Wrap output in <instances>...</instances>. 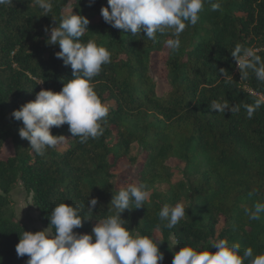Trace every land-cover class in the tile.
<instances>
[{"label": "trees", "instance_id": "16d2710c", "mask_svg": "<svg viewBox=\"0 0 264 264\" xmlns=\"http://www.w3.org/2000/svg\"><path fill=\"white\" fill-rule=\"evenodd\" d=\"M219 2L220 11L205 3L198 23L186 27L174 52L164 45L173 38L172 30L157 33L154 42L144 32L133 36L106 23L100 10L107 0L91 6L89 0H52L49 15L33 0L0 5V152L6 140L11 146L0 157V264H26L28 257L16 253L20 234L43 230L15 218L10 205L14 183L20 180L31 192L45 225L59 203H80L87 211L89 200L98 198L92 217L74 229L90 233L94 223L113 214L110 201L118 186L110 183L112 169L124 159L134 168L136 182L147 185L150 198L140 208L125 210L122 218L134 233L163 241L162 264H172L182 246L213 239L226 238L242 249L251 247L254 255L264 254V213L259 220L244 213L264 202V105L251 119L244 108L264 96V82L252 72L241 78L231 55L239 44L264 60V0ZM68 7L90 21L81 41L93 40L111 53V63L92 80L109 113L103 135L85 144L72 137L67 123L53 127V135L67 140L41 156L19 136L23 124L12 113L41 89L58 92L72 78L71 66L55 55L60 46L46 42ZM154 52L163 53L162 90L149 70ZM213 100L238 105L240 111L215 112L209 107ZM133 143L140 148L131 154ZM181 200L189 206L186 216L168 229L159 211ZM173 237L179 242L170 250Z\"/></svg>", "mask_w": 264, "mask_h": 264}, {"label": "clouds", "instance_id": "9594fccd", "mask_svg": "<svg viewBox=\"0 0 264 264\" xmlns=\"http://www.w3.org/2000/svg\"><path fill=\"white\" fill-rule=\"evenodd\" d=\"M94 2L89 0V6ZM33 3L43 15L52 11V0H33ZM205 3L211 5L212 11L222 10L219 0H107V6H102L100 11L103 20L122 33L130 32L136 36L144 32L154 42L157 33L163 36L172 30L173 38L166 39L164 45L174 52L180 48V36L186 27L198 23ZM11 4L12 0H0V5ZM89 22L86 16L72 8L62 16L58 26L51 27L46 42L60 46L55 55L66 66H71L72 78L64 82L58 92L41 89L34 100L12 113L13 118L23 124L19 136L30 142L35 154L43 156L49 148L54 149L66 142L64 135L51 132L53 127L58 128L65 123L69 125L72 137H78L81 144L104 133L102 124L106 123L109 105L102 102L92 80L100 74L103 65L111 63V53L93 40L81 41ZM45 32L49 29L45 28ZM231 55L241 78L247 79L252 72L258 81L264 82V60L256 50L237 44ZM219 72L227 77L224 68ZM41 83L43 80L36 81V84ZM262 105L264 96L256 99L253 105H244L247 118H253ZM209 107L223 114L226 110L231 113L240 111L238 105H230L228 101L213 100ZM110 183L117 184V181ZM149 198L150 190L143 183L133 181L126 187H118L110 201L113 214L99 220L90 233L83 234L74 229L81 228L92 217L89 213L98 204V198L89 200L87 211L80 203H59L50 213L48 227L20 234L17 256H27L26 264H162L164 253L159 245L163 241L134 233L128 228V221L122 218L125 210L140 208ZM188 209L185 202L165 204L159 211V219L167 221L165 227L173 229L185 218ZM244 213L251 220H259L264 213V202L245 208ZM178 242L173 237L168 241L169 249L172 250ZM172 264H264V254L254 255L251 247L242 249L239 242H230L226 238L213 239L206 243L198 242L195 246H182L174 252Z\"/></svg>", "mask_w": 264, "mask_h": 264}, {"label": "rangeland", "instance_id": "374dc122", "mask_svg": "<svg viewBox=\"0 0 264 264\" xmlns=\"http://www.w3.org/2000/svg\"><path fill=\"white\" fill-rule=\"evenodd\" d=\"M71 7L65 8L63 11L66 13ZM163 53L154 52L151 55L149 70L151 76L157 81L159 90L165 88L166 84L161 76L160 65L162 62ZM140 146L137 143L131 145L130 153L133 154ZM11 152V146L8 140L5 141L2 151L0 152V157H5ZM173 164H178L177 161H172ZM113 180L117 181L116 186H125L130 182L135 180V170L132 168L127 160H121L112 169ZM164 188L163 185H158ZM32 194L27 191L22 185L21 181L18 180L13 184L10 190V205L14 211L15 218L20 220L22 223L26 224L29 228L31 227H42L43 229L48 227V225L43 224L38 215L36 207L32 203ZM184 200H181L183 202ZM97 223V222H96ZM94 223V225L96 224Z\"/></svg>", "mask_w": 264, "mask_h": 264}]
</instances>
